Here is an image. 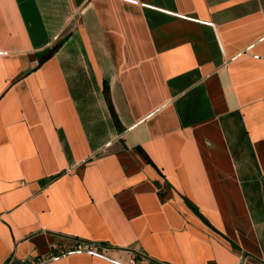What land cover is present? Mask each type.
Here are the masks:
<instances>
[{
    "label": "crops",
    "instance_id": "obj_1",
    "mask_svg": "<svg viewBox=\"0 0 264 264\" xmlns=\"http://www.w3.org/2000/svg\"><path fill=\"white\" fill-rule=\"evenodd\" d=\"M75 240L264 264V0H0V264Z\"/></svg>",
    "mask_w": 264,
    "mask_h": 264
},
{
    "label": "built area",
    "instance_id": "obj_2",
    "mask_svg": "<svg viewBox=\"0 0 264 264\" xmlns=\"http://www.w3.org/2000/svg\"><path fill=\"white\" fill-rule=\"evenodd\" d=\"M68 251L88 252L106 258L115 264H167L164 262L151 260L146 254L141 252H133L130 250H123L126 254L125 258L121 259L114 255V248L109 245L85 242L82 240H75L72 246L62 253ZM55 256H57V254L49 253L46 256H40L39 258L31 259L29 264H42L54 258Z\"/></svg>",
    "mask_w": 264,
    "mask_h": 264
},
{
    "label": "trees",
    "instance_id": "obj_3",
    "mask_svg": "<svg viewBox=\"0 0 264 264\" xmlns=\"http://www.w3.org/2000/svg\"><path fill=\"white\" fill-rule=\"evenodd\" d=\"M54 48H55V47H54ZM54 48H53V49H54Z\"/></svg>",
    "mask_w": 264,
    "mask_h": 264
}]
</instances>
